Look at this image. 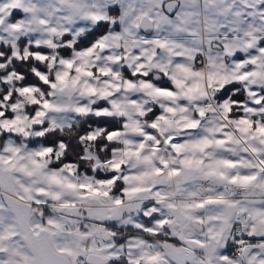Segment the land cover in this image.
<instances>
[{
  "label": "snow or ice",
  "instance_id": "1",
  "mask_svg": "<svg viewBox=\"0 0 264 264\" xmlns=\"http://www.w3.org/2000/svg\"><path fill=\"white\" fill-rule=\"evenodd\" d=\"M0 264H264V0H0Z\"/></svg>",
  "mask_w": 264,
  "mask_h": 264
}]
</instances>
